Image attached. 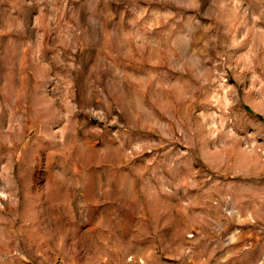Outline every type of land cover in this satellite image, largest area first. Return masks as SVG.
Wrapping results in <instances>:
<instances>
[{
	"label": "rangeland",
	"instance_id": "1",
	"mask_svg": "<svg viewBox=\"0 0 264 264\" xmlns=\"http://www.w3.org/2000/svg\"><path fill=\"white\" fill-rule=\"evenodd\" d=\"M0 264H264V0H0Z\"/></svg>",
	"mask_w": 264,
	"mask_h": 264
}]
</instances>
